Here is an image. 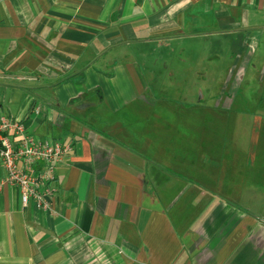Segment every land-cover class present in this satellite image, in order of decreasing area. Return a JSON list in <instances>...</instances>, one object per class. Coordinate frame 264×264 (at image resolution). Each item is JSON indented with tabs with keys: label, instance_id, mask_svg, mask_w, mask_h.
Listing matches in <instances>:
<instances>
[{
	"label": "crops",
	"instance_id": "crops-1",
	"mask_svg": "<svg viewBox=\"0 0 264 264\" xmlns=\"http://www.w3.org/2000/svg\"><path fill=\"white\" fill-rule=\"evenodd\" d=\"M223 54L264 80V0H0V115L72 144L55 215L0 162V264H264V138L158 99Z\"/></svg>",
	"mask_w": 264,
	"mask_h": 264
},
{
	"label": "rangeland",
	"instance_id": "rangeland-1",
	"mask_svg": "<svg viewBox=\"0 0 264 264\" xmlns=\"http://www.w3.org/2000/svg\"><path fill=\"white\" fill-rule=\"evenodd\" d=\"M231 60V57L225 54L211 56L208 62L200 66L206 70V78L199 77L196 72L199 64L195 62L184 64L180 71L184 73L176 74L174 78L160 76L157 80L160 89L159 102L172 105L201 103L212 109L220 103L222 108L215 112L220 114L221 119L228 121V127L221 128L223 134L264 138V118L261 121L258 117L261 107L258 103L264 99V80L258 79L263 64H255L239 76L240 64L233 65ZM182 74L184 77L180 76ZM162 88L169 89L170 93L162 92ZM199 89L201 95L198 93ZM237 89L238 95L235 96ZM236 118L239 120V126H231V121ZM261 146L264 149V140L255 144L258 150H261Z\"/></svg>",
	"mask_w": 264,
	"mask_h": 264
},
{
	"label": "built area",
	"instance_id": "built-area-1",
	"mask_svg": "<svg viewBox=\"0 0 264 264\" xmlns=\"http://www.w3.org/2000/svg\"><path fill=\"white\" fill-rule=\"evenodd\" d=\"M36 114L39 109L33 110ZM72 149L70 141L52 138L40 141L26 132L22 123L0 115V162L6 172L4 183L16 186L21 202L55 215L56 170Z\"/></svg>",
	"mask_w": 264,
	"mask_h": 264
}]
</instances>
